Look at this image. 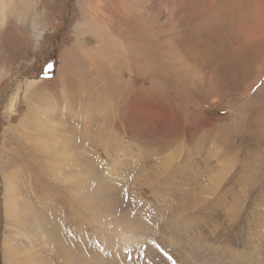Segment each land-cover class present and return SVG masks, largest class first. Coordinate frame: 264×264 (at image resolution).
I'll return each mask as SVG.
<instances>
[{"label": "rangeland", "instance_id": "rangeland-1", "mask_svg": "<svg viewBox=\"0 0 264 264\" xmlns=\"http://www.w3.org/2000/svg\"><path fill=\"white\" fill-rule=\"evenodd\" d=\"M0 3V264L35 228L10 162L32 103L69 257L27 263L264 264V0Z\"/></svg>", "mask_w": 264, "mask_h": 264}, {"label": "bare ground", "instance_id": "bare-ground-1", "mask_svg": "<svg viewBox=\"0 0 264 264\" xmlns=\"http://www.w3.org/2000/svg\"><path fill=\"white\" fill-rule=\"evenodd\" d=\"M1 6L2 5L0 3V8H1ZM0 11H1L0 12V18H1L3 16V9H1ZM29 82H30V80H29ZM27 84L28 85L26 86L25 91L26 90H29L33 86V82H30V83H27ZM21 93L22 92H18L15 95V97L13 98V102H14V100L17 99V97L19 95L21 96ZM30 106H31L30 107V112H32V114L31 115H28L25 118V121L24 122H25V125L26 126H22L21 127V131H22V136H21V138H22V144H24V147L27 146L29 148V150L26 151V149H25L26 152L22 151V154H21V157H20V160H19L18 159L19 150L17 149V151H14V156H13V158L15 159V161H10V162H12L11 163L12 168H14V171L13 172L16 171L17 174H19L21 176L20 179L26 180V178H27V180H28L27 181V186L28 187H27V189L25 188L26 189V198L32 199L31 201L33 202V204H31V202L30 203H27V205H24L22 211H24V215L26 216V219L29 220V222L35 226V228L33 229V234H30L31 232L29 233L28 231L23 230L25 233H29L27 236H25V238H26L27 242L30 243L31 246H30V248H27L25 246V244H23V245H21L19 247V249H22V251L25 250V254H27V256H25L24 258L21 257L22 259H20L19 257L21 255L18 256L19 255L18 252L20 251L19 249H17L18 251H16V253H14V251H15L14 249L12 251L10 247H8V246L5 247V252L7 254H9L10 257L14 256V258H16L15 261L18 264H22V262H23V264H29L30 261H32V259H36L37 260L36 257H38L40 255L47 256L45 254L46 253L45 250L48 251L47 248H48L49 245H51V241L55 244V248H56L57 252L60 254V257L61 258H62V256L63 257H69V256H67L69 249H67L68 246L65 244L64 240L58 238L57 237V234H51L50 227L47 226L48 224L47 225L45 224V219H50V218L47 217V214L45 212L46 207L39 206V204H41L40 203L41 201L33 194V191L34 190H36V189L41 190L40 189L41 188L40 183L37 184V185H35V182H36L35 181V177H34L35 175L32 176V177H31V175L28 176L31 172L33 173V171L35 169L34 167L35 166H38L37 159H39V155H42V157L45 156L43 154H40V153L36 152L38 150V147H39L38 146V143L40 142L42 145L44 143V142L42 143V140H40L41 139L40 136H41V132L42 131L40 132V130H39V128L42 127L40 124H43V119L40 116H38V112H35L34 113L35 115H33L34 103L30 104ZM48 122H51V117H49V119H46V123H47L46 125L50 126L48 124ZM19 149L21 150L22 148L20 147ZM30 150H33V152L30 151ZM34 150H36V151L34 152ZM45 150H47V149H45ZM23 154L26 155V160L25 161H24V158L22 157ZM49 159L51 160V157H49ZM29 161H30V163H29ZM49 163H51V161ZM13 172H11V173H13ZM47 173L51 175V167H49V168L47 167ZM12 177H15V174L14 173L12 174ZM23 185H25V183ZM36 193H38V192H36ZM14 194H16V191H15ZM17 195H18V193L16 194V197H18ZM47 198H50V197H47ZM11 199H10V201H12L13 203H15L14 198L12 197ZM44 200H45V197L42 198V201H44ZM15 209L16 208H14V209L11 210V214H13L14 216L17 215V212H12ZM29 228H31V227H29ZM33 239H38L39 242H40L38 245H42L44 248H42L40 250L39 249L40 246L38 247V245H34ZM16 247H18V246H16ZM73 252H74L73 254L78 257L77 259L82 262V263L81 262L80 263L81 264H85V261L82 259V256H81L80 249H77V250L74 249ZM48 254L49 255L47 257L50 256V258H51V250H50V252L48 251ZM30 258H31V260L29 261V263H27ZM64 259H66V258H64ZM41 260H43V259H41ZM47 263L49 264L48 261L47 262L46 261H43L42 263L41 262L40 263L37 262L35 264H47Z\"/></svg>", "mask_w": 264, "mask_h": 264}, {"label": "trees", "instance_id": "trees-1", "mask_svg": "<svg viewBox=\"0 0 264 264\" xmlns=\"http://www.w3.org/2000/svg\"><path fill=\"white\" fill-rule=\"evenodd\" d=\"M67 11H65L64 13H66Z\"/></svg>", "mask_w": 264, "mask_h": 264}]
</instances>
